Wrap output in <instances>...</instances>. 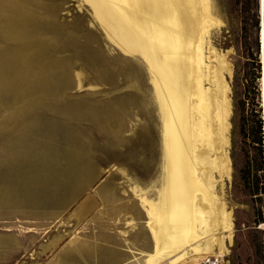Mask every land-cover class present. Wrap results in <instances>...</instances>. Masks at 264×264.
Here are the masks:
<instances>
[{
    "label": "rangeland",
    "instance_id": "1",
    "mask_svg": "<svg viewBox=\"0 0 264 264\" xmlns=\"http://www.w3.org/2000/svg\"><path fill=\"white\" fill-rule=\"evenodd\" d=\"M208 4L203 65L223 56L229 102L230 169L214 180L232 229L215 236L222 264H264L261 4ZM93 8L0 0V264H178L155 257L150 223L166 175L150 64Z\"/></svg>",
    "mask_w": 264,
    "mask_h": 264
},
{
    "label": "bare ground",
    "instance_id": "2",
    "mask_svg": "<svg viewBox=\"0 0 264 264\" xmlns=\"http://www.w3.org/2000/svg\"><path fill=\"white\" fill-rule=\"evenodd\" d=\"M90 1L107 36L138 45L150 64L166 174L160 201L149 210L155 257L175 253L178 264H197L206 255H225L227 247L215 234L220 227L232 229V217L215 195L214 173L230 169L224 150L229 102L223 56L216 52L217 64L207 70L203 65L209 0ZM206 76L209 89L203 86ZM92 205L87 198L78 212Z\"/></svg>",
    "mask_w": 264,
    "mask_h": 264
},
{
    "label": "built area",
    "instance_id": "3",
    "mask_svg": "<svg viewBox=\"0 0 264 264\" xmlns=\"http://www.w3.org/2000/svg\"><path fill=\"white\" fill-rule=\"evenodd\" d=\"M224 256L220 254H210L201 257L197 264H222Z\"/></svg>",
    "mask_w": 264,
    "mask_h": 264
},
{
    "label": "water",
    "instance_id": "4",
    "mask_svg": "<svg viewBox=\"0 0 264 264\" xmlns=\"http://www.w3.org/2000/svg\"><path fill=\"white\" fill-rule=\"evenodd\" d=\"M261 31H262V35H261V46H262V65H263V78H264V0H262V11H261ZM264 107V106H263Z\"/></svg>",
    "mask_w": 264,
    "mask_h": 264
},
{
    "label": "trees",
    "instance_id": "5",
    "mask_svg": "<svg viewBox=\"0 0 264 264\" xmlns=\"http://www.w3.org/2000/svg\"><path fill=\"white\" fill-rule=\"evenodd\" d=\"M261 141V140H260Z\"/></svg>",
    "mask_w": 264,
    "mask_h": 264
}]
</instances>
